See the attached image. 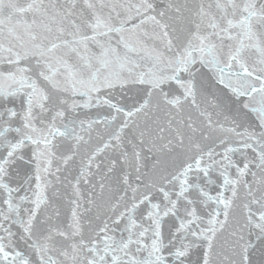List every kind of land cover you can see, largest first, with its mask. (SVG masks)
<instances>
[{
  "label": "snow or ice",
  "instance_id": "6c2138e0",
  "mask_svg": "<svg viewBox=\"0 0 264 264\" xmlns=\"http://www.w3.org/2000/svg\"><path fill=\"white\" fill-rule=\"evenodd\" d=\"M0 264H264V0H0Z\"/></svg>",
  "mask_w": 264,
  "mask_h": 264
}]
</instances>
